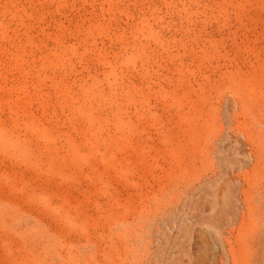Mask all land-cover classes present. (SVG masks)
Masks as SVG:
<instances>
[{
  "label": "rangeland",
  "instance_id": "obj_1",
  "mask_svg": "<svg viewBox=\"0 0 264 264\" xmlns=\"http://www.w3.org/2000/svg\"><path fill=\"white\" fill-rule=\"evenodd\" d=\"M0 264H264V0H0Z\"/></svg>",
  "mask_w": 264,
  "mask_h": 264
}]
</instances>
